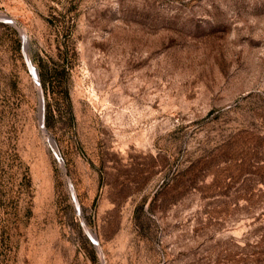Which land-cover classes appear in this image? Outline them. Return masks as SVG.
<instances>
[{
    "label": "rangeland",
    "instance_id": "1",
    "mask_svg": "<svg viewBox=\"0 0 264 264\" xmlns=\"http://www.w3.org/2000/svg\"><path fill=\"white\" fill-rule=\"evenodd\" d=\"M0 264H264V0H0Z\"/></svg>",
    "mask_w": 264,
    "mask_h": 264
},
{
    "label": "bare ground",
    "instance_id": "2",
    "mask_svg": "<svg viewBox=\"0 0 264 264\" xmlns=\"http://www.w3.org/2000/svg\"><path fill=\"white\" fill-rule=\"evenodd\" d=\"M29 64H30V67H32V69L35 71V68H34V66H33V64L31 63V61L29 60ZM31 69V70H32ZM33 70H32V72H33ZM33 74H34V72H33ZM37 75V74H36ZM34 76H35V74H34ZM36 78V77H35ZM38 79V78H37ZM37 83H38V81H37ZM39 85V84H38ZM45 132H46V130H45ZM47 133V132H46ZM49 137V136H48ZM49 139H50V141L51 142H53V139L51 138V137H49ZM91 233L90 234H92V236H93V238H94V240L96 241V239H95V237H94V234L92 233V231L91 230H89Z\"/></svg>",
    "mask_w": 264,
    "mask_h": 264
},
{
    "label": "water",
    "instance_id": "3",
    "mask_svg": "<svg viewBox=\"0 0 264 264\" xmlns=\"http://www.w3.org/2000/svg\"><path fill=\"white\" fill-rule=\"evenodd\" d=\"M25 41H26V39H24L23 38V42L25 43ZM28 63V62H27ZM37 81H38V79H37ZM38 84H39V82H38ZM43 129H44V127H43ZM70 188L72 189V185H70ZM82 225L84 226V223H82ZM86 230V229H85ZM87 231V230H86ZM88 232V231H87ZM90 235V234H89ZM91 237V236H90ZM92 238V237H91ZM93 239V238H92ZM93 241H94V243L97 245V241H95L94 239H93Z\"/></svg>",
    "mask_w": 264,
    "mask_h": 264
}]
</instances>
